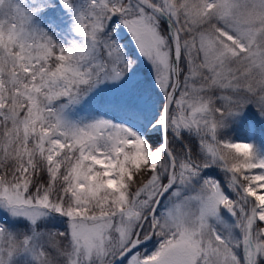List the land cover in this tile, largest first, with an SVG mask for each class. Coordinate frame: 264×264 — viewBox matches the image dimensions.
Here are the masks:
<instances>
[{
	"label": "snow or ice",
	"instance_id": "obj_1",
	"mask_svg": "<svg viewBox=\"0 0 264 264\" xmlns=\"http://www.w3.org/2000/svg\"><path fill=\"white\" fill-rule=\"evenodd\" d=\"M0 264H264V0H0Z\"/></svg>",
	"mask_w": 264,
	"mask_h": 264
}]
</instances>
